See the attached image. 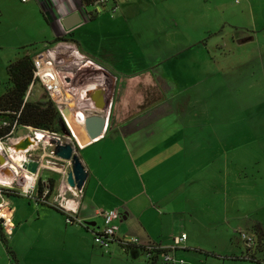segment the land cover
<instances>
[{
  "label": "crops",
  "instance_id": "obj_1",
  "mask_svg": "<svg viewBox=\"0 0 264 264\" xmlns=\"http://www.w3.org/2000/svg\"><path fill=\"white\" fill-rule=\"evenodd\" d=\"M172 1L174 10L184 11L187 1L192 0ZM164 3L165 8L161 7ZM167 3L168 0H108L102 4H82L80 0H0V49L4 44L10 48L25 47L33 58L50 51L48 48L54 44H70L95 65L80 66L88 76L100 80L99 75L104 72L101 81L107 87L101 86L108 93L109 109L102 134L78 149L87 173L81 189L68 188L65 182L48 178L53 179V187L45 201L36 195L31 206L28 197L21 193L6 197L12 208L13 229L4 238L6 246L0 240V264H117L120 260L123 264H136L126 258L128 248L124 241L135 238L136 246L166 247L178 232L184 233L176 228L182 220L175 218V210H181L188 195L185 186L180 190V181L192 176L196 165L188 152L191 139L177 135H184L193 125L179 122L173 113L170 101L177 93L179 81L159 68L164 58L157 52L158 34L168 32L163 40L172 47L177 39L174 26L153 25L150 19L146 22L150 24L143 26L142 21L149 13L155 14V19L156 12L167 14ZM136 18L141 19L140 25ZM55 38L62 39L54 42ZM154 67L159 71L154 72ZM116 78L122 88L110 102V86ZM205 141L199 144L207 145L208 140ZM176 176L178 181L170 184ZM10 196L26 197L27 202L14 201ZM50 204L63 209V213L65 208L71 210L80 223L86 222L85 226L76 221L66 223L64 215ZM105 209H116L119 217L114 222V239L103 251L93 242V233L102 225L97 211ZM95 218L98 221H92ZM117 250L122 253L119 259Z\"/></svg>",
  "mask_w": 264,
  "mask_h": 264
},
{
  "label": "rangeland",
  "instance_id": "obj_2",
  "mask_svg": "<svg viewBox=\"0 0 264 264\" xmlns=\"http://www.w3.org/2000/svg\"><path fill=\"white\" fill-rule=\"evenodd\" d=\"M165 4L161 7L165 8ZM172 4L173 1L168 0V13L156 12L157 19L155 11L150 9L154 15H148L153 19L144 16L142 21L143 26L150 24L146 23L149 19L153 25L174 26L175 46L163 40L168 32L157 35L160 38L157 52L164 58L159 68L179 81L177 93L170 101L177 120L193 125V129L187 128L184 135H177L191 139L188 152L196 168L194 166L192 176L180 181V190L185 186L188 195L184 197L181 210H175V218L182 220L176 228L184 232L187 239L179 244L186 250L177 249L174 258L183 260L184 264H264V239L258 249L248 250L240 235L244 233L254 241L257 232L252 226L255 224L264 231V0H192L187 1L184 11L174 10ZM135 21L140 25L141 19ZM190 44V48H182ZM72 48L70 44L62 43L54 44L48 50L52 53V67L57 69L60 79L63 76L67 81L62 85L58 83L61 96L54 102L60 104V110L68 108L70 116L75 118L72 113L83 108L86 109L84 116L98 112L88 99L81 100L86 93L81 92L105 83L101 81L104 72H98L100 80H94L80 69L83 64L95 65ZM21 53L22 48L5 47V44L0 49V94L7 85L5 65ZM155 70L159 71L157 67ZM121 88L117 78L111 82L110 102L118 97ZM44 93L48 96L35 82L29 97L36 98ZM75 115L83 118V114ZM62 122L65 127L67 125L66 130L70 129L67 122ZM25 131L21 127L2 142L0 148L10 147L18 155L22 148L14 147L19 142L15 138ZM68 133L75 145L69 130ZM205 139L207 145L199 144L206 143ZM61 141L67 139L62 137ZM173 147L177 146L173 144ZM50 150L51 146H43L41 141L31 150L33 158L39 159L43 155L42 166L50 167H41L38 177L45 178L44 184L48 178L64 182L69 167L60 162L63 166L55 170L59 167L55 164L58 161L50 156ZM15 158L10 161L12 166L16 164ZM2 160L0 152V162ZM177 181L176 176L170 184ZM10 199L24 203L28 199L31 206L33 203L32 197L10 196ZM92 221H98V218ZM246 222L248 225H244ZM85 224L81 222L79 226ZM3 235L5 239L8 237ZM117 251L116 259H119L122 253ZM131 253H134L132 249H128L126 258L130 262L150 264L146 254L140 252L133 256ZM241 256H252L258 262L239 259ZM117 264L123 262L120 260ZM155 264H160V259Z\"/></svg>",
  "mask_w": 264,
  "mask_h": 264
},
{
  "label": "built area",
  "instance_id": "obj_3",
  "mask_svg": "<svg viewBox=\"0 0 264 264\" xmlns=\"http://www.w3.org/2000/svg\"><path fill=\"white\" fill-rule=\"evenodd\" d=\"M18 1L21 3H24L29 0H18ZM107 1L108 0H94L93 3L102 4ZM50 57H52L51 51H46L44 53L40 52L32 58V62H33L32 81L28 87L26 96L29 94L31 87L33 86L35 82L39 83L43 87L48 97L53 102L55 98L61 96L60 86L58 87V83L59 85H62L65 82L67 83V81L65 80L63 76L60 79V77L57 75V69H54L52 67V59ZM63 102H65V99L63 100ZM56 107L61 116L60 104L58 105L57 103ZM6 124H7L6 122H2V125H6ZM20 128L21 127L19 128L14 127V124H13L9 131L10 136H7L4 140H0V144L10 139ZM22 128L26 130L25 133L22 134L21 136H16L15 138V141H20L23 138H28L29 144L24 149L21 150L22 152L16 155V153H14L15 151H12L13 149L10 147L1 146L0 148L1 156L3 158V160L0 162V228L2 232L6 235L11 234V231L13 229V223L11 220L12 208L9 202L7 201V198H6L7 196L4 194L5 192L3 189L14 190L16 191V193H19V194L21 193V195H24L28 198L32 197L33 199H35L37 180L39 178L38 172L41 169V167H47V166H42V162L40 161L43 155H41V158L39 159L33 158L31 156V150L37 148L38 141H41L43 146H49L50 145L48 143L49 139H58L59 142H62L61 138L64 137L60 133L48 132L46 130H37L31 127H22ZM36 133H38V135H36ZM70 134L73 140H75V137L71 131H70ZM64 138H68L69 140L71 139L68 136ZM70 142L72 141L70 140ZM49 154L51 157L55 158L58 161L55 164H57L59 167L55 168V170H59V168L63 166L62 164H60V162L65 163L67 167L70 166L68 161L63 160L59 157H56L52 154V147H51V150L49 151ZM14 156L16 157L15 158L16 160L14 161L16 164L15 166H12V164H10V161L11 159H14ZM27 160L37 161L36 173H31L22 167L21 162L27 161ZM47 168H50V167H47ZM3 170H5L6 172H4ZM44 181H45L44 179H40V182L42 183V185H44L42 187V192L39 196L40 200L44 199L45 193L47 191V188L45 186L46 184H44ZM67 187L70 188L69 186ZM64 213H65L64 221L66 223H71V222L76 221L77 223L81 224L76 218H74L71 215L72 213L71 210L65 208ZM97 214L101 216L102 218V225L98 231L93 233V242L103 251H106L110 242H112L114 239L115 231L117 228L114 222L119 217V214L116 209L98 210ZM240 235L242 239L245 240L246 245H251L252 243L251 237L246 236L244 233H240ZM184 240H185V234L180 233L179 235L174 236L172 238V244L169 246L162 247L156 244H150L145 247L146 249H148V252L151 251V249L153 248H157V249L161 248L162 250H165V252L160 256L161 264H184L183 260L177 261L173 257V250L176 248H179V244ZM129 242L130 243L136 242V239L131 238ZM125 243L126 242H123V244ZM148 256H152V254H149V253L146 254V258Z\"/></svg>",
  "mask_w": 264,
  "mask_h": 264
},
{
  "label": "trees",
  "instance_id": "obj_4",
  "mask_svg": "<svg viewBox=\"0 0 264 264\" xmlns=\"http://www.w3.org/2000/svg\"><path fill=\"white\" fill-rule=\"evenodd\" d=\"M94 0H80L82 4L92 3ZM62 38H55L54 42L61 40ZM25 47H22V53L20 56L14 60L9 61L5 65V73L7 76L6 86L4 91L0 94V140H4L9 135L11 126L14 124V127H31L37 130H46L48 132L61 133L60 129L62 126V120L60 113L56 107V104L45 95H39L36 98H30L29 94L26 96L28 87L32 81L33 74V62L32 56L26 51ZM30 93V92H29ZM2 122H6V125H2ZM75 147L78 149L77 145ZM42 183L40 178L37 180L36 195L41 194L42 192ZM47 191L44 198L50 194L53 181L48 179L46 183ZM6 196L16 193L14 190L3 189ZM45 201V199L41 200ZM52 209L61 212L63 215V209L60 207L50 204ZM254 232H257L256 238L251 245H246V248L249 249H258L262 244L261 241L264 239V231L261 229L259 224L252 226ZM0 240L5 245L4 235L0 228ZM126 248L132 249L135 253H144L152 254L148 256L146 261L150 264H155L160 256L165 252L161 248H153L148 252L145 246H136L133 243L126 242L123 244ZM6 246V245H5ZM174 249L173 251L177 250ZM180 249V247H179ZM8 251V248L6 247ZM9 252V251H8ZM239 259L255 261L252 256L248 257H239ZM161 264V263H160Z\"/></svg>",
  "mask_w": 264,
  "mask_h": 264
},
{
  "label": "water",
  "instance_id": "obj_5",
  "mask_svg": "<svg viewBox=\"0 0 264 264\" xmlns=\"http://www.w3.org/2000/svg\"><path fill=\"white\" fill-rule=\"evenodd\" d=\"M68 17L69 19L72 18ZM78 22V20H77ZM63 25L67 28L69 26L65 25V21L62 20ZM73 25V24H71ZM85 98L88 99L91 106L96 109V111L91 115L84 116L81 122L76 121L75 118L70 116L68 108L64 107L61 109V120H65L68 123L70 130L75 136V143L77 142V147L84 146L91 140L95 139L102 134L103 129L107 123L108 116V93L103 86H96L87 90L85 93ZM67 127V126H66ZM62 123L61 133L62 136L66 137L69 135L68 130ZM67 141L59 142L58 139H49V144L52 147V154L63 160L69 162V169L65 173L64 182L70 188L76 190L81 189L84 180L86 178V171L81 163L78 156V149L75 147L73 142H70L68 138ZM29 144L28 138H23L18 143L14 145L15 148H25ZM22 167L31 173H36L37 161L27 160L21 162Z\"/></svg>",
  "mask_w": 264,
  "mask_h": 264
},
{
  "label": "bare ground",
  "instance_id": "obj_6",
  "mask_svg": "<svg viewBox=\"0 0 264 264\" xmlns=\"http://www.w3.org/2000/svg\"><path fill=\"white\" fill-rule=\"evenodd\" d=\"M88 90V89H87ZM86 90V91H87ZM86 91H84V89H83V91L81 92V94L82 93H84V92H86ZM81 100H85V101H87V99L85 98V94H84V96L81 98ZM84 110H86L85 108H83L82 110H78V111H74L72 114L74 115V117L76 118V121H78V122H81L82 121V119L84 118ZM75 114H83V118L81 117V118H79V117H77ZM80 119V121L79 120H77V119ZM36 135H38V133H36Z\"/></svg>",
  "mask_w": 264,
  "mask_h": 264
},
{
  "label": "clouds",
  "instance_id": "obj_7",
  "mask_svg": "<svg viewBox=\"0 0 264 264\" xmlns=\"http://www.w3.org/2000/svg\"><path fill=\"white\" fill-rule=\"evenodd\" d=\"M75 142V141H74ZM75 144H77V143H75ZM81 147V146H80Z\"/></svg>",
  "mask_w": 264,
  "mask_h": 264
}]
</instances>
